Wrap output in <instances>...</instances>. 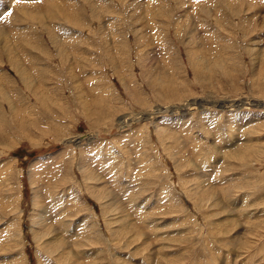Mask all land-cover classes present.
<instances>
[{
	"label": "rangeland",
	"instance_id": "374dc122",
	"mask_svg": "<svg viewBox=\"0 0 264 264\" xmlns=\"http://www.w3.org/2000/svg\"><path fill=\"white\" fill-rule=\"evenodd\" d=\"M0 264H264V0H0Z\"/></svg>",
	"mask_w": 264,
	"mask_h": 264
}]
</instances>
